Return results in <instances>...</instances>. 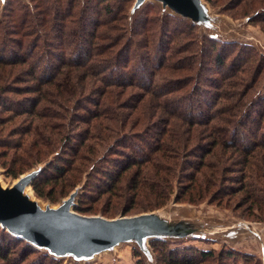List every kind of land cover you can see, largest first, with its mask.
Wrapping results in <instances>:
<instances>
[{
    "label": "trees",
    "instance_id": "1",
    "mask_svg": "<svg viewBox=\"0 0 264 264\" xmlns=\"http://www.w3.org/2000/svg\"><path fill=\"white\" fill-rule=\"evenodd\" d=\"M135 1L8 0L0 20V132L4 124L14 125L0 133V148L10 156L9 165H3L7 173L18 177L46 163L31 181L42 198L52 196L58 185L69 193L86 173L85 197H104L113 215L153 211L174 196L190 204L233 205L264 222V154H251L264 148V83L244 101L264 70V55L249 45L234 49L237 43L207 36L196 50L189 43L191 30H181L168 43L185 37L179 52L198 55V64H212L218 75L202 72L156 85L163 69L182 74L195 70V61L185 67L172 63L174 47L159 41L176 30L157 8L148 6L138 26L130 27ZM223 5L264 29V0ZM140 34L143 38L135 37ZM139 48L149 70L132 62L130 54L141 56ZM127 87L140 91L124 97ZM178 91L188 101L168 99ZM249 135L257 137L251 144ZM151 243L164 251V264H203L218 256L191 245L169 249L158 237ZM222 254L221 259L236 258ZM31 256L38 257L31 264L57 262L0 224V258L25 264Z\"/></svg>",
    "mask_w": 264,
    "mask_h": 264
},
{
    "label": "rangeland",
    "instance_id": "2",
    "mask_svg": "<svg viewBox=\"0 0 264 264\" xmlns=\"http://www.w3.org/2000/svg\"><path fill=\"white\" fill-rule=\"evenodd\" d=\"M23 1L29 2V0ZM225 1L179 0L182 10L172 8L163 0L135 1L129 9L128 25L131 24L130 27L132 25L138 26L137 20H141L144 12L149 8L148 6L157 8L159 17L162 18L163 14L167 15L168 27L176 30V32H170L167 37L164 36L159 41V44L163 45V47H174L171 58L172 63L175 62L178 66L184 65L185 67L188 61H195L196 69L182 71V74H179L181 71L179 70L174 75H170L168 69H163L161 71L162 76L156 74V85H162L166 82L171 83L173 80H176V77H180L179 80L182 79L183 81L187 79L185 78L187 75L195 77L197 74L198 76L201 75L202 72L204 73V77H217L218 75L215 72L218 69L212 64H198V55H196V59L191 56L190 52H179V50L184 49L183 45L187 43L184 40L185 37H181L177 41L175 38L173 42L168 43L174 33L181 32V30H191L194 39L189 43H192L196 50H199L200 46L203 45V41L207 36L215 38L223 44L237 43L234 49L239 45H249L256 54L264 55V29L260 24L250 22L248 16L236 17L231 11L224 9L223 3ZM7 7L8 0H0V20L5 18ZM142 36L143 34H140L135 37L140 39L143 38ZM204 45L207 46L208 43H204ZM139 51L142 52L141 56L133 53L130 54L132 62L138 64L137 69L149 70V64L145 58L146 54L143 53L144 49L139 48ZM170 52L171 50L169 49L167 53ZM108 54L104 57H108ZM231 57L232 55L226 61H229ZM203 60L205 61V58ZM263 83L264 70L255 86L250 90L245 100H243L249 102ZM133 91L137 92L140 90L138 88L127 87L124 97H127ZM192 97L199 98L200 95L194 94ZM168 99L176 102L185 99L188 101L189 98L187 95L182 94L181 91H178ZM129 100H131L130 97ZM148 109H152V101L148 103ZM125 110L129 113L131 112V108H125ZM24 117L21 116L19 119H24ZM135 117L136 114H132L130 119L133 120ZM13 127L14 125L8 122L2 126L0 133L2 135L7 134ZM250 131L254 130L251 129ZM262 131L264 133V129L260 133ZM259 135L261 136L262 134ZM248 137L246 143L249 144L254 139H257V137L254 138L251 135ZM3 153L4 149L0 148V185L2 188H13L20 182L28 180L29 183L24 187L22 194L35 202L43 210L60 209L69 203V209L80 215L103 217L110 220L141 217L144 222L145 220L152 221L163 232L160 235L141 233L139 237L129 236L126 239L108 243L105 247L94 251L79 250L74 247H67L63 251H53L45 244L35 245L32 243L33 247L39 250L41 254L49 255V257H54L57 260V262H50L51 259L49 258L46 260V264H164V251H160V248L155 250L151 243L156 237L165 239L168 242L167 246L169 249H182L184 246L189 247L188 245H191L199 249H211L218 255L213 261L209 260L203 264H244V262L246 264H264V222L245 215L242 213L244 211L243 208L235 209L232 207L233 205L230 207H220L208 204L206 201L200 204L177 202L174 200V196H172L166 205L153 211L135 212L133 210L127 214H123L122 210H120L113 215L111 213H113L114 209L104 197L98 200L89 198L88 196L85 197L83 186L87 182L86 173L83 176L82 182L69 193L68 189L64 188V186L58 185L54 187L55 190L52 196L42 198L38 197L32 189L31 179L41 171L46 163L37 165L18 177H13L7 173L6 168L3 166L9 165L10 156H4ZM251 154L255 157L256 154H264L263 146L257 147L255 152ZM255 159L257 160V158ZM90 169H88L89 172ZM88 180L90 182L93 181V179ZM221 253H223L222 255H234L236 258L225 259L223 257L221 259L219 257ZM36 260H38V257L31 256L25 260V262L27 261L25 264H31L32 261ZM0 264H9V262L0 258ZM32 264L37 263L33 262Z\"/></svg>",
    "mask_w": 264,
    "mask_h": 264
},
{
    "label": "water",
    "instance_id": "3",
    "mask_svg": "<svg viewBox=\"0 0 264 264\" xmlns=\"http://www.w3.org/2000/svg\"><path fill=\"white\" fill-rule=\"evenodd\" d=\"M163 1L182 10L179 0ZM28 183L24 180L8 189L0 185V224L35 245L45 244L53 251L67 247L94 251L129 236L163 233L152 221L144 222L141 217L120 220L88 217L70 210L69 203L60 209L43 210L22 194Z\"/></svg>",
    "mask_w": 264,
    "mask_h": 264
}]
</instances>
